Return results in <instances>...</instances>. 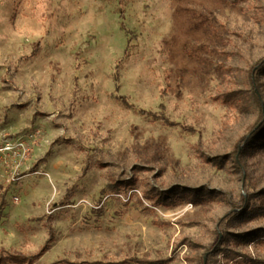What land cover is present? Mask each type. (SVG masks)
Here are the masks:
<instances>
[{"label": "rangeland", "instance_id": "rangeland-1", "mask_svg": "<svg viewBox=\"0 0 264 264\" xmlns=\"http://www.w3.org/2000/svg\"><path fill=\"white\" fill-rule=\"evenodd\" d=\"M262 59L264 0H0V256L264 264Z\"/></svg>", "mask_w": 264, "mask_h": 264}, {"label": "trees", "instance_id": "trees-1", "mask_svg": "<svg viewBox=\"0 0 264 264\" xmlns=\"http://www.w3.org/2000/svg\"><path fill=\"white\" fill-rule=\"evenodd\" d=\"M264 73V59L260 60L255 67L252 69V78H251V84L253 85V89L257 86L258 84V77ZM255 94V100L259 101L258 96L256 95V92L254 91ZM122 103L127 107V108H133V106L127 104L125 100H122ZM260 112H262V107L260 108ZM141 114H145L146 112L144 111H139ZM264 118V117H263ZM262 135L261 137L264 138V123L261 125L255 126L252 131L250 132V135L245 137L244 139L241 140V153L243 154L244 152H249L257 147V145L262 141L259 136ZM125 184V183H124ZM129 184V183H128ZM127 185V184H126ZM192 194H198V191L192 192ZM4 200L1 201L0 203V215L1 212L5 206ZM241 215V211L237 212L234 214L233 217H238ZM225 237V236H224ZM52 235L50 236L49 240L45 243L44 248L41 249L39 253L36 254L35 257H41L43 253L46 251L47 246L50 244L52 241ZM132 261L135 262V264H165L168 262L167 260H161V261H151V260H144V259H133ZM0 264H30V260L26 257H20V256H15V255H9V254H4V256H0ZM52 264H74V263H69L65 260L62 261H57ZM86 264V263H84ZM94 264H127V262H116V263H94Z\"/></svg>", "mask_w": 264, "mask_h": 264}, {"label": "built area", "instance_id": "built-area-1", "mask_svg": "<svg viewBox=\"0 0 264 264\" xmlns=\"http://www.w3.org/2000/svg\"><path fill=\"white\" fill-rule=\"evenodd\" d=\"M14 143L15 142L12 139H0V154L4 155L6 153L12 152Z\"/></svg>", "mask_w": 264, "mask_h": 264}]
</instances>
